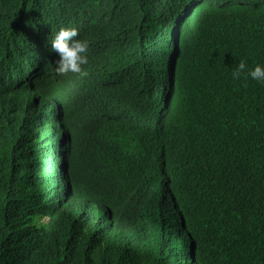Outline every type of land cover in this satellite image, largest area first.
Here are the masks:
<instances>
[{"label": "trees", "instance_id": "trees-1", "mask_svg": "<svg viewBox=\"0 0 264 264\" xmlns=\"http://www.w3.org/2000/svg\"><path fill=\"white\" fill-rule=\"evenodd\" d=\"M64 27L87 76L53 79ZM241 60L264 64V0H0V98L55 83L82 148L64 222L68 150L27 174L35 96L0 103V264H264V84Z\"/></svg>", "mask_w": 264, "mask_h": 264}, {"label": "clouds", "instance_id": "clouds-1", "mask_svg": "<svg viewBox=\"0 0 264 264\" xmlns=\"http://www.w3.org/2000/svg\"><path fill=\"white\" fill-rule=\"evenodd\" d=\"M89 48L90 42L81 38L78 29L75 27H64L55 32L49 40V51L51 53L49 58L54 64L52 67L53 72H51L53 79L56 80L69 74L87 76L88 72L85 70V66L89 64ZM242 75L246 79L251 78L264 84V64L258 63L253 69L248 66L246 61L241 60L232 76L234 79H239ZM19 80L21 86H25V88L20 89L18 83H13L12 86L19 89L11 91L10 88V92L5 90L7 93L3 98H0V103L5 104L12 101L18 107L19 101L25 102L28 98L35 96L32 112H28L27 117L22 118L20 123H16L18 131L29 130L31 132L27 139L20 136V142L16 145L18 151L29 150L32 154V157L23 163L21 167L25 169L28 166L27 174H34L42 167H48L47 164H41L38 159L45 150V158L51 160L53 155L57 154L58 162L62 159L64 150H68V158L62 160L65 168L63 177L65 187L63 192H60L59 200L62 196L67 199V204L61 211V216L65 219L64 222L68 221L71 215L75 219L74 206L76 201L75 197L70 195V192H72L75 185L76 169L74 170V167L79 164L80 153L78 152L82 148L75 142L72 131L74 124L69 112L66 110L62 97L50 89L55 83L48 85L37 83L36 88L30 89L28 85L23 84V79L20 78ZM11 188L20 207L31 209L43 202L36 196L35 188L28 181L11 183ZM48 221V218H39L36 224H44Z\"/></svg>", "mask_w": 264, "mask_h": 264}]
</instances>
